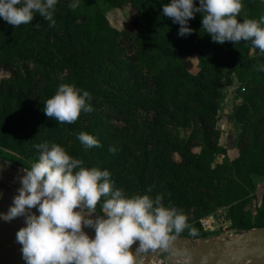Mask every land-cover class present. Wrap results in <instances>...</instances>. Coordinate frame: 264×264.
<instances>
[{"label": "trees", "instance_id": "obj_1", "mask_svg": "<svg viewBox=\"0 0 264 264\" xmlns=\"http://www.w3.org/2000/svg\"><path fill=\"white\" fill-rule=\"evenodd\" d=\"M73 2L57 0L54 26L38 13L15 28L0 18V71L7 73L0 80V147L17 151L23 158L16 163L27 168L25 158L41 154L38 145L55 143L92 168L113 146L102 131L133 126L130 148L142 184L129 197L146 195L147 179L161 182L164 206L187 218L169 235L209 238L200 220L225 206L230 229L264 227V197L256 214L245 199L264 180V53L253 57L251 41L213 42L200 13L189 21L193 34L180 36V25L163 15L171 0H78L72 9ZM242 3L238 19L264 17V0ZM124 9V28L112 27L108 15ZM226 76L238 80L242 100L234 161H218L226 152L218 128ZM61 84L88 91L93 111L72 124L48 118L43 106ZM81 132L100 146L85 147Z\"/></svg>", "mask_w": 264, "mask_h": 264}, {"label": "clouds", "instance_id": "obj_2", "mask_svg": "<svg viewBox=\"0 0 264 264\" xmlns=\"http://www.w3.org/2000/svg\"><path fill=\"white\" fill-rule=\"evenodd\" d=\"M57 0H0V18L14 28L28 24L34 14L55 25L53 13ZM78 0L69 5L76 9ZM242 0H171L164 4L163 15L179 24V35L195 31L189 21L202 14V29L212 41L238 43L251 41L264 53V17L240 20ZM82 93V94H81ZM90 93L74 84H61L55 95L47 99L44 114L60 124L75 123L82 112H91ZM78 140L85 147L100 146L92 135L81 132ZM41 149L38 162L20 177L18 195L4 221L24 217L25 226L16 233L26 264H134L132 247L137 251L167 246L169 233H179L186 225V216L176 208L165 207L162 197L125 196L114 189L108 170L84 167L64 147L53 143ZM115 152V148H110ZM102 204V214L96 206ZM32 209H36L37 215ZM94 229V238L84 231Z\"/></svg>", "mask_w": 264, "mask_h": 264}, {"label": "rangeland", "instance_id": "obj_3", "mask_svg": "<svg viewBox=\"0 0 264 264\" xmlns=\"http://www.w3.org/2000/svg\"><path fill=\"white\" fill-rule=\"evenodd\" d=\"M129 14V9L124 10H115L113 14H109L108 18L111 22L112 27L117 29H123L125 26L126 18ZM262 52L253 47L251 50V55L258 56ZM193 68L191 69L192 73H197L198 68V59L194 57L192 59ZM3 76H7V73L3 70L0 71V80ZM239 87L240 83L234 76H226L223 80V97L221 100L220 106V122L218 124L219 132L222 133L223 121H227V130L225 131V154L218 157V161L228 159L230 161L236 160L241 153V148L238 146L237 139L242 131V124H240L236 119V112L238 107L242 104V100L239 98ZM119 123V122H118ZM149 130V129H148ZM105 138H108L113 144L112 148H115V152H111L104 159L100 161L98 168L101 170H108L111 174V180L114 181V189H122L125 196L129 197V191H137L138 187L142 184V180L137 171V164L134 163L133 152L130 148V145L135 140L136 130L135 127L129 126L128 129L119 127L115 133H104ZM221 134H219L220 139ZM220 145V144H219ZM0 151L5 152V158L0 157V163L8 164L17 168L24 169L22 166H19L16 161L18 158H23L17 151L9 148L5 149L0 147ZM3 154V153H0ZM25 158V157H24ZM28 167L25 169H30L31 165L35 162H38V157H33L26 159ZM153 166H150V171ZM145 185V194L153 198H156L157 195L161 196L162 199L165 198L166 194L162 192V183H154L152 180L147 179ZM164 189V188H163ZM248 196H245V199L248 200L246 204L247 209H251L255 214L257 210L261 207L264 197V180L259 178L256 180L255 190H251ZM131 197V196H130ZM102 198L100 204L102 206L104 200ZM185 209V208H184ZM228 209L229 206L218 208L213 214L214 223L212 229L209 231L210 238H219V239H230L234 238L236 235L242 232H246L247 229H242L235 231L230 229V220L228 218ZM97 214H102V210L98 211ZM169 253L162 252L157 254L155 257H151L148 250L142 251V258L145 260H152L156 264H164L168 259Z\"/></svg>", "mask_w": 264, "mask_h": 264}, {"label": "water", "instance_id": "obj_4", "mask_svg": "<svg viewBox=\"0 0 264 264\" xmlns=\"http://www.w3.org/2000/svg\"><path fill=\"white\" fill-rule=\"evenodd\" d=\"M227 121H223L220 146L225 145ZM26 173L8 164L0 163V214H6L18 195L22 186L20 177ZM37 215L36 209H32ZM24 217L10 222L0 216V264H26L22 258L21 245L16 242V233L24 227ZM89 236H95L92 228L85 227ZM137 244L132 247L134 264H156L152 260L142 258V251H137ZM155 257L168 252V260L164 264H264V227L242 232L230 239L206 238L193 240L185 237L169 235L167 246L145 249Z\"/></svg>", "mask_w": 264, "mask_h": 264}, {"label": "built area", "instance_id": "obj_5", "mask_svg": "<svg viewBox=\"0 0 264 264\" xmlns=\"http://www.w3.org/2000/svg\"><path fill=\"white\" fill-rule=\"evenodd\" d=\"M214 215H210L209 217H205L203 219L200 220L203 228L205 230H207L208 232L212 229L213 227V223H214Z\"/></svg>", "mask_w": 264, "mask_h": 264}]
</instances>
